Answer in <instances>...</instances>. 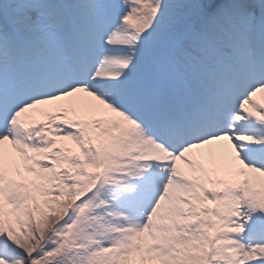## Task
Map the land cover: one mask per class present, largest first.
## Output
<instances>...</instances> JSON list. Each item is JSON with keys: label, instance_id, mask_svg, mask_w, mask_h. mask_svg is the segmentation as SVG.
<instances>
[{"label": "snow or ice", "instance_id": "snow-or-ice-1", "mask_svg": "<svg viewBox=\"0 0 264 264\" xmlns=\"http://www.w3.org/2000/svg\"><path fill=\"white\" fill-rule=\"evenodd\" d=\"M257 93L264 0H0V264H264Z\"/></svg>", "mask_w": 264, "mask_h": 264}, {"label": "bare ground", "instance_id": "bare-ground-1", "mask_svg": "<svg viewBox=\"0 0 264 264\" xmlns=\"http://www.w3.org/2000/svg\"><path fill=\"white\" fill-rule=\"evenodd\" d=\"M255 100L257 101H264V93H257ZM37 116H39V113H36Z\"/></svg>", "mask_w": 264, "mask_h": 264}, {"label": "rangeland", "instance_id": "rangeland-1", "mask_svg": "<svg viewBox=\"0 0 264 264\" xmlns=\"http://www.w3.org/2000/svg\"><path fill=\"white\" fill-rule=\"evenodd\" d=\"M260 103H264V101L262 102V101H259Z\"/></svg>", "mask_w": 264, "mask_h": 264}]
</instances>
